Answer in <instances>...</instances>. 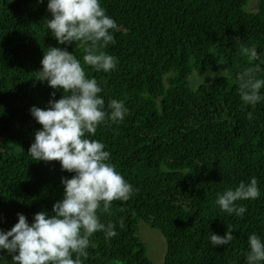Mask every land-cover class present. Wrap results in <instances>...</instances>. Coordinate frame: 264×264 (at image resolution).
Here are the masks:
<instances>
[{"label": "trees", "instance_id": "16d2710c", "mask_svg": "<svg viewBox=\"0 0 264 264\" xmlns=\"http://www.w3.org/2000/svg\"><path fill=\"white\" fill-rule=\"evenodd\" d=\"M101 0L117 23L114 41L104 49L116 57L114 70L96 72L99 94L122 100L124 119L107 120L96 133L110 162L136 189L114 200L102 223L115 225L108 240L90 238L83 264H154L140 235V222L162 233L167 252L162 264H245L247 237H264V87L256 105L237 92L238 75L249 68L264 79V0ZM47 0H0V230H10L22 213L31 223L40 211L51 214L63 197L59 161H32L27 151L42 128L30 114L45 108L56 92L37 80L44 51L67 48L81 60L83 46L58 44L46 28ZM255 47L256 58L242 54ZM222 65V66H221ZM227 71L193 88V73ZM251 113V117L249 116ZM256 177L260 196L240 200L246 212L222 211L216 194ZM232 233L213 246V233ZM75 258V254H73ZM0 264H12L7 251Z\"/></svg>", "mask_w": 264, "mask_h": 264}, {"label": "clouds", "instance_id": "9594fccd", "mask_svg": "<svg viewBox=\"0 0 264 264\" xmlns=\"http://www.w3.org/2000/svg\"><path fill=\"white\" fill-rule=\"evenodd\" d=\"M47 10L51 18L46 28L58 44L75 42L76 47L83 46L85 54L82 65L67 48L44 51L37 80L46 81L63 95L56 99L54 91L47 107H31V116L42 128L35 132L27 154L32 161H59L62 171L74 175L61 178L63 197L52 205L51 214L40 211L29 223L24 214L17 213L18 222L10 230H0V252L6 250L12 264H83L81 257L88 256L89 238L95 232L102 231L106 240L117 235L115 225L102 223L97 210L107 213L114 200L126 201L136 191L110 162L105 145L85 135L94 136L97 126L107 120H123L128 111L117 99L108 101L106 111L105 100L99 95L102 88L84 68L87 65L105 73L115 69L116 57L104 49L114 41L112 30L118 25L101 6V0H47ZM241 52L250 59L258 55L255 47H244ZM238 80L240 99L256 105L262 99L264 79L256 78L249 68L238 75ZM259 196L258 181L253 176L234 189L218 192L215 203L222 211L241 216L246 206L236 202ZM232 238L230 231L224 236L212 232L210 242L225 245ZM244 256L245 264H264V237L249 234Z\"/></svg>", "mask_w": 264, "mask_h": 264}, {"label": "rangeland", "instance_id": "374dc122", "mask_svg": "<svg viewBox=\"0 0 264 264\" xmlns=\"http://www.w3.org/2000/svg\"><path fill=\"white\" fill-rule=\"evenodd\" d=\"M260 0H249L247 6L248 11L255 12L258 10ZM222 66V65H221ZM227 71L220 67L217 72L208 70L206 74L193 73L190 77L191 86L196 88L204 83H211L214 79L220 76H226ZM140 235L142 241L148 248V255L154 264H162L167 252V244L164 236L158 230L152 229L145 222H140Z\"/></svg>", "mask_w": 264, "mask_h": 264}]
</instances>
